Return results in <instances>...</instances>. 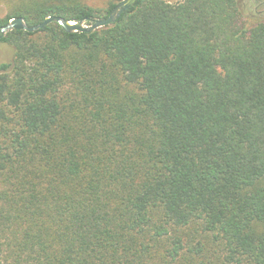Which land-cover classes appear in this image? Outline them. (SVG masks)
<instances>
[{"label":"trees","instance_id":"trees-1","mask_svg":"<svg viewBox=\"0 0 264 264\" xmlns=\"http://www.w3.org/2000/svg\"><path fill=\"white\" fill-rule=\"evenodd\" d=\"M85 1L0 0V28L117 5ZM242 4L137 0L91 33H6L0 264H264V16Z\"/></svg>","mask_w":264,"mask_h":264},{"label":"water","instance_id":"water-1","mask_svg":"<svg viewBox=\"0 0 264 264\" xmlns=\"http://www.w3.org/2000/svg\"><path fill=\"white\" fill-rule=\"evenodd\" d=\"M136 2L137 0H122L112 9L109 16L104 19H85L80 22H72L65 21L60 17L52 16L47 17L42 23L38 25L28 26L22 18H13L5 26L0 28V40L6 35L7 32L12 30L33 33L51 23H56L66 33H91L95 30L114 25L119 17L128 11Z\"/></svg>","mask_w":264,"mask_h":264},{"label":"rangeland","instance_id":"rangeland-1","mask_svg":"<svg viewBox=\"0 0 264 264\" xmlns=\"http://www.w3.org/2000/svg\"><path fill=\"white\" fill-rule=\"evenodd\" d=\"M122 0H86V4L95 9H104L108 7L110 2L120 3ZM243 2V12L244 16L248 21H252V18H259V14L263 13L264 16V7L257 0H239ZM8 14V8L3 3L0 2V19L4 18ZM252 17V18H251ZM13 56V49L7 44L0 43V65L3 63H8L11 61Z\"/></svg>","mask_w":264,"mask_h":264}]
</instances>
